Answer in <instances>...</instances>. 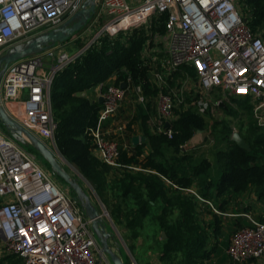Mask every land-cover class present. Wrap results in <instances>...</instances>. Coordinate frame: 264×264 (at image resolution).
I'll return each mask as SVG.
<instances>
[{
  "label": "built area",
  "instance_id": "1",
  "mask_svg": "<svg viewBox=\"0 0 264 264\" xmlns=\"http://www.w3.org/2000/svg\"><path fill=\"white\" fill-rule=\"evenodd\" d=\"M85 1L0 0V56L58 28ZM242 7L241 0H97L91 18L66 41L7 65L0 78V104L6 112L19 104L22 123L8 115L55 148V76L100 46L104 37L112 40L143 29L141 60L156 90L153 132L172 138L171 123L178 113L217 115L231 98L244 97L264 133V39L251 30ZM160 25L162 33L154 30ZM69 47L76 51L69 53ZM129 93L135 104L146 103L142 87L133 85L130 75L119 85L100 83L90 95L102 98L96 125L87 129L94 154L113 167L120 166L119 149L108 136L125 127L116 116ZM112 119L114 127L103 129ZM77 205L50 179L34 153L0 130V252L16 255L22 264H112ZM226 253L235 264H253L263 257L264 220L248 216V225L232 233ZM130 264L137 262L132 259Z\"/></svg>",
  "mask_w": 264,
  "mask_h": 264
},
{
  "label": "trees",
  "instance_id": "2",
  "mask_svg": "<svg viewBox=\"0 0 264 264\" xmlns=\"http://www.w3.org/2000/svg\"><path fill=\"white\" fill-rule=\"evenodd\" d=\"M241 2L249 27L264 39V0ZM154 30L163 32L161 25ZM145 34L143 29H135L112 40L104 37L100 46L91 48L55 76L51 85L52 113L57 122L55 145L59 154L91 183L109 207L114 223L123 225L131 240L142 235L149 218L156 226L155 235L159 233L157 246L161 249L162 262L217 264L210 252L200 246L205 230L198 222L199 205L195 201L196 195L186 190L194 187L196 193L208 201L214 197L249 193L264 198V133L256 125L247 99L231 98L222 111L225 116L238 120L237 131L248 150L230 140L233 129L229 121L211 124L213 129L220 130V140L224 144V148L214 154L217 174L211 172L212 160L190 154L187 149L195 133L209 126V115L180 112L171 123L172 138L153 132L156 90L149 82L147 68L141 60ZM114 74L116 79L111 80ZM127 75L131 76L133 85L142 87L147 100L144 105L136 103L133 108L127 97L121 105L116 120L125 127L108 136L116 141L119 149L117 163L120 166L113 167L101 162L94 154V144L87 129L96 125L102 104L89 94L100 83L103 87L119 85ZM124 117L128 120L126 123L122 121ZM244 118L247 120L243 121ZM112 121L105 122L103 129L114 127ZM135 136L144 137V141L133 144ZM28 148L37 154L31 146ZM212 205L216 207L213 202ZM162 233L164 239H161ZM225 262L235 264L228 255L223 256ZM22 263L14 254L0 253V264Z\"/></svg>",
  "mask_w": 264,
  "mask_h": 264
},
{
  "label": "water",
  "instance_id": "3",
  "mask_svg": "<svg viewBox=\"0 0 264 264\" xmlns=\"http://www.w3.org/2000/svg\"><path fill=\"white\" fill-rule=\"evenodd\" d=\"M96 4L97 0H86L82 8L58 28L38 34L6 50V52L0 56V78L4 69L10 63L39 54L57 43L66 41L71 35L79 31L94 14ZM120 86L124 87L125 84H121ZM98 102L102 103L101 97L98 98ZM222 108L226 109V105L223 104ZM0 124L4 127L5 132L15 141L23 146H31L48 163L51 172L68 183L73 193V199L83 211L84 216L91 223V230L95 237H97L102 252L109 257L112 264H125L110 247L109 241L112 239V236L110 232L106 231L105 225L101 220L100 212L92 204L88 194H86L79 184L78 178L71 177L62 166L59 157L32 133L13 120L1 104ZM230 140L239 148L248 150V145L238 132H233ZM140 141H144V137L135 136L132 138L133 144H138ZM162 236L164 237L165 235L162 233ZM115 245L118 248L119 243L116 242Z\"/></svg>",
  "mask_w": 264,
  "mask_h": 264
},
{
  "label": "crops",
  "instance_id": "4",
  "mask_svg": "<svg viewBox=\"0 0 264 264\" xmlns=\"http://www.w3.org/2000/svg\"><path fill=\"white\" fill-rule=\"evenodd\" d=\"M89 95H92V93H90ZM20 109H21L20 105L15 104L11 108L10 107L7 108V112L16 121L22 123L21 118L19 117V114H18V110ZM42 142L46 146H48L49 149L53 153L54 151H57V148L56 147L54 148V146L51 147L50 143L47 140H42ZM196 152L197 151L188 150V153L190 154H194ZM146 154L147 153H145L144 155ZM200 155L201 154L196 155V156H200ZM209 159L212 160V172L215 173L216 165L214 163V154L212 158L210 157ZM218 172L219 170H217V174ZM166 184H169V183L166 182ZM84 189L87 190V191L85 190L84 191L86 192V194H88L92 204L98 209V211L101 210L100 209L101 206L107 207V209L109 210V216H110V209L108 206H106L103 203V200L101 199V197L98 196V200H97L92 193H89V190L87 188H84ZM186 191L190 192L191 195L195 194L196 195L195 197L197 199L201 198L196 193V189L194 187ZM197 199H195V201L199 205V208H198L199 211H197L198 222L201 224V227H203V229L205 230V238H204V241H202L200 246L202 249L210 252V254L212 255L211 257L212 258L214 257L213 259L217 262V264H224L223 256L227 255L226 250H227L232 232L237 227L241 225H245L248 222V216L254 220H258V221L264 220V204H263L264 198H258L255 193H251V194L249 193L245 196H232L231 195L228 198L225 196L220 197V198L214 197L210 199L211 201L204 200L202 198L201 200L199 199L197 200ZM206 202H208L211 207L208 206ZM212 202L215 203L216 207L212 205ZM100 215H101L102 223L104 224V220L102 219L103 216L101 213ZM110 219L114 223L111 216H110ZM148 222H151L149 218L146 220L145 224ZM119 227L121 228L123 235L126 236V238L128 237L130 238L128 230H126L123 225H119ZM145 227L146 226H144L142 233L145 231ZM156 231L157 229H156V226L154 225V229L152 230V234H151V238H152L151 246L150 245L146 246L145 249L142 248L143 246L134 247V250H136L137 256L141 258V261L143 262L142 264H164V262L161 261V255H162L160 251L161 249H159V247L157 246L158 240L155 235ZM160 236H161V239L165 238V236L163 237L162 234H160ZM115 237L112 235V239H111L112 240L111 244H113L114 247H116ZM139 238H137L135 242H137ZM133 260L137 262L135 259ZM137 264L139 263L137 262ZM253 264H264V256L255 260Z\"/></svg>",
  "mask_w": 264,
  "mask_h": 264
},
{
  "label": "rangeland",
  "instance_id": "5",
  "mask_svg": "<svg viewBox=\"0 0 264 264\" xmlns=\"http://www.w3.org/2000/svg\"><path fill=\"white\" fill-rule=\"evenodd\" d=\"M67 51L69 53H72V52L76 51V48L75 47H73V48L69 47ZM82 94L87 95L88 93L83 92ZM127 97H128L127 100L130 102V104H132V107L135 108L136 104H135V96H134V94L133 93H129V95ZM247 101L252 107V104L250 103V100L247 99ZM154 109H155V104H154ZM252 117L255 119L256 125L259 126L258 123H257V119L254 116L253 107H252ZM207 119H208V121L210 123L209 126L205 130L195 133V135L192 138V140L190 141V143H188L187 149L190 150V151H197L196 153H194L195 155L201 154L202 156H205L207 158L208 157L212 158L213 154H215V152L217 150H222L224 148V144L221 142L222 139L220 140V136H219L221 134L220 130L213 129L211 124H213L216 121H220V120L221 121H223V120L229 121V123L231 124V127L233 129V132H238L237 130H238V125L239 124H238V120L237 119H233L231 117L225 116L223 112L218 113L217 115L210 114L207 117ZM246 120L247 119H245V118L243 119V121H246ZM122 121L124 123H126V121H128V120H127L126 117H124L122 119ZM0 130L3 131L4 133H6L4 127L1 124H0ZM262 131H263V129H262ZM17 144L22 146L24 149H27L28 147H30V146H23V145H21L18 142H17ZM31 152H33V151H31ZM54 153L59 157V160L62 163V166L68 172V174L71 177H73V178H78V182L81 185V187L83 189L87 188L89 190V193H92L94 195V197L98 200V194L94 190V188L91 185V183L87 179H85L76 170V168L73 165L69 164L59 154V152L54 151ZM34 154L37 157L38 164L48 174V176L55 183V185H57V187L61 191H63L66 195L70 196L71 198H74L73 197V193H72L71 188L68 185V183L66 181H64L62 178L57 177L55 174H53L51 172V170H50V167H49L48 163L38 153L37 154L34 153ZM216 172H217V170H216ZM85 191H87V190H85ZM77 206H79V205H77ZM100 209L101 210H99V211H100V213L103 216L102 219L104 220V225H105V228H106L107 232H110L111 236L112 235L114 237L116 236L115 237V241L117 243H119L118 250H116L117 248L114 247L113 244H111L112 240H110L109 243H110V247L112 248V250H114V252L122 259V261L125 264H130V262L132 261V258L135 259L139 264H142L143 262L141 261V258H139L137 256L136 250H134V247L135 246L136 247L137 246L138 247L143 246L142 248L145 249L146 246H149V245L151 246L152 245L151 234H152V230L154 229L153 223L152 222L146 223L145 231L142 233L141 237L137 240V242H135L136 239L135 240H131L129 237L126 238V236L123 235V232H122L121 228L119 227V225L114 224L111 221L110 216H109V210L107 209V207L101 206ZM106 220H108V221H106ZM158 236H159V233L157 232L156 233V238ZM96 239H97V237H96ZM97 242H98V247L101 248V245H100L98 239H97ZM155 251H157V250H155ZM0 253H2V252H0ZM3 254H6V253H3ZM107 258L109 259L108 256H107ZM164 264H168V263H164ZM224 264H228V263L225 262Z\"/></svg>",
  "mask_w": 264,
  "mask_h": 264
}]
</instances>
